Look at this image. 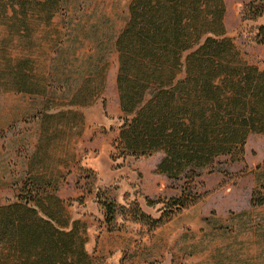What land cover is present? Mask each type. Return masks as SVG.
I'll return each instance as SVG.
<instances>
[{"label": "rangeland", "instance_id": "374dc122", "mask_svg": "<svg viewBox=\"0 0 264 264\" xmlns=\"http://www.w3.org/2000/svg\"><path fill=\"white\" fill-rule=\"evenodd\" d=\"M242 1L227 0L226 35L264 69V34L259 43L258 32L240 30ZM129 2L62 0L50 19L0 15V205L16 201L29 172L59 182L102 263L264 264V133L248 137L242 160H220L192 181L155 173L161 153L115 159V40ZM19 69L39 93L15 89ZM182 193L197 198L169 214ZM101 200L115 205L110 224ZM141 213L165 218L152 226Z\"/></svg>", "mask_w": 264, "mask_h": 264}, {"label": "trees", "instance_id": "16d2710c", "mask_svg": "<svg viewBox=\"0 0 264 264\" xmlns=\"http://www.w3.org/2000/svg\"><path fill=\"white\" fill-rule=\"evenodd\" d=\"M61 1L0 0V15L50 19ZM225 12L224 0H130L115 40L122 113L115 159L161 153L155 173L192 181L220 160H242L248 137L264 133V69L226 35ZM263 17L264 0H248L242 21ZM257 32L261 43L264 22ZM16 80L17 91L39 93L21 69ZM58 189L28 172L16 201L0 205V264H106L86 249V228L70 220ZM196 198L182 193L166 204L169 214ZM101 204L110 224L115 205ZM141 218L155 226L165 216Z\"/></svg>", "mask_w": 264, "mask_h": 264}, {"label": "crops", "instance_id": "0c3cea01", "mask_svg": "<svg viewBox=\"0 0 264 264\" xmlns=\"http://www.w3.org/2000/svg\"><path fill=\"white\" fill-rule=\"evenodd\" d=\"M224 1H225V5H226L227 0H224ZM243 1H246V0H243ZM227 11H228V8L226 6V12L224 15V22H225V18H227ZM263 22H264V17L259 18L257 20H248V21H242V19H241L240 20V30H241V32H257V26ZM225 25H226V22H225ZM226 32H230L228 30L227 26H226ZM58 195H59V193H58Z\"/></svg>", "mask_w": 264, "mask_h": 264}]
</instances>
